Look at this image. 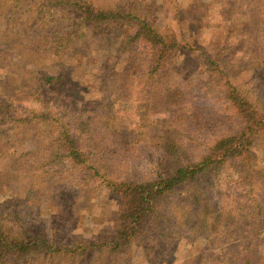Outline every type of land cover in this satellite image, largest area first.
Returning <instances> with one entry per match:
<instances>
[{"label":"trees","instance_id":"16d2710c","mask_svg":"<svg viewBox=\"0 0 264 264\" xmlns=\"http://www.w3.org/2000/svg\"><path fill=\"white\" fill-rule=\"evenodd\" d=\"M11 1L17 2L0 0ZM41 1L52 7L51 15L45 18L60 14L61 18L62 5L80 18L64 39L55 25L47 31L49 40L41 31L36 40L28 42L27 37L25 44H19L26 51L50 58L66 56L69 44L82 36L87 25L135 24L134 31L123 38L121 70L115 59L102 67L101 80L113 98L112 102L108 96L102 101L108 102V112L86 111L77 115V120H69L66 111L54 114L46 106L23 115L7 114V131L35 124L42 136L54 133L59 147L56 162L92 171L93 176L107 181L117 209L112 236L99 246L109 255L125 251L138 240L145 223L162 214L168 234L181 237L190 233L213 247L235 245L238 264H259L258 247L264 234V197L258 191L261 171L256 153L264 144V88L257 86L260 79L247 89L234 85L224 76L217 59L204 55L207 78L201 81L219 84L217 100L226 105L221 112L206 91L196 93L168 83L164 69L181 46L173 34L159 33L140 11L118 4L101 8L89 0ZM33 34L35 30L29 36ZM257 65L261 66L258 61ZM53 81L45 76L42 82ZM132 89L138 90L136 99ZM4 100L8 99L0 94V103H6ZM115 102L130 103L131 108L115 112L111 110ZM224 117L232 121L228 129L204 140L202 135ZM106 154L112 163H124L121 170L130 172L109 177L110 163L102 157ZM89 252L87 243L55 244L29 230L9 231L0 218V264L30 257L75 264L84 261Z\"/></svg>","mask_w":264,"mask_h":264},{"label":"rangeland","instance_id":"374dc122","mask_svg":"<svg viewBox=\"0 0 264 264\" xmlns=\"http://www.w3.org/2000/svg\"><path fill=\"white\" fill-rule=\"evenodd\" d=\"M89 1L101 8L118 4L123 9L138 10L159 33L173 34L181 48L164 69L166 80L184 90L206 91L212 105L221 112L226 105L217 100L219 84L202 82L207 78L202 64L204 55L217 59L224 76L234 85L247 89L259 78L257 86L264 88V0ZM51 11L52 7L41 0L0 2V94L8 99L0 103V218L4 227L9 231L29 230L55 244H89L86 259L77 264H238L235 245L213 247L190 233L181 237L168 234L162 214L145 223L130 248L109 255L107 249L99 246L112 236V219L117 209L107 181L93 176L92 171L56 162L59 147L54 133L42 136L35 124L7 131V114L23 115L46 106L54 114L66 111L69 120H77L76 116L86 111L108 112V102L104 105L102 101L107 96L113 101L101 80L102 67L115 59L121 70L123 38L134 31L135 24L87 25L82 36L69 44L62 59L20 48L24 39L36 40L41 31V36L49 40L47 31L55 25L64 39L71 25L80 21L63 5L61 18V14L45 18ZM27 19L32 22L27 23ZM32 30L35 34L29 36ZM47 43L49 46L50 41ZM67 66L73 68L65 69ZM45 76L54 81L43 83ZM132 91V98L136 99L138 90ZM129 108L131 104L127 102L111 105L115 112ZM230 123L224 117L214 122L212 129L202 126L207 130L202 138L228 129ZM256 153L261 171L258 191L264 197V144L258 146ZM102 157L110 163L109 177L130 172L121 170L124 163H112L107 154L108 159ZM257 256L259 264H264V234ZM8 264L66 263L30 257Z\"/></svg>","mask_w":264,"mask_h":264}]
</instances>
